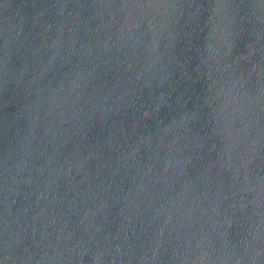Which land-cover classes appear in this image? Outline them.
Listing matches in <instances>:
<instances>
[{
  "label": "water",
  "instance_id": "obj_1",
  "mask_svg": "<svg viewBox=\"0 0 264 264\" xmlns=\"http://www.w3.org/2000/svg\"><path fill=\"white\" fill-rule=\"evenodd\" d=\"M0 264H264V0H0Z\"/></svg>",
  "mask_w": 264,
  "mask_h": 264
}]
</instances>
